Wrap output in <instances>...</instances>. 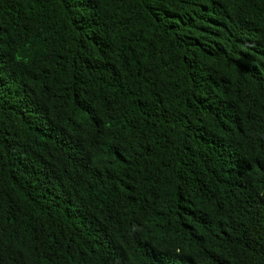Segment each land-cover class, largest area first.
Wrapping results in <instances>:
<instances>
[{
	"label": "trees",
	"instance_id": "obj_1",
	"mask_svg": "<svg viewBox=\"0 0 264 264\" xmlns=\"http://www.w3.org/2000/svg\"><path fill=\"white\" fill-rule=\"evenodd\" d=\"M0 264H264V0H0Z\"/></svg>",
	"mask_w": 264,
	"mask_h": 264
}]
</instances>
